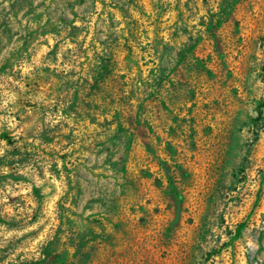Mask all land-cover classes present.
<instances>
[{
  "label": "rangeland",
  "instance_id": "374dc122",
  "mask_svg": "<svg viewBox=\"0 0 264 264\" xmlns=\"http://www.w3.org/2000/svg\"><path fill=\"white\" fill-rule=\"evenodd\" d=\"M0 264H264V0H0Z\"/></svg>",
  "mask_w": 264,
  "mask_h": 264
}]
</instances>
